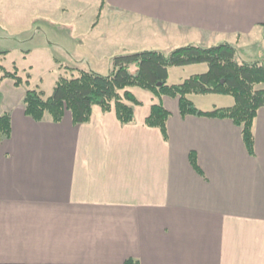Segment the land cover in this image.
Segmentation results:
<instances>
[{"label": "crops", "instance_id": "1", "mask_svg": "<svg viewBox=\"0 0 264 264\" xmlns=\"http://www.w3.org/2000/svg\"><path fill=\"white\" fill-rule=\"evenodd\" d=\"M98 14L124 29V52L228 43L244 61L264 60V0H98ZM125 92L139 103L125 102L129 125L97 106L77 126L68 112L54 124L22 105L0 111L10 117L0 141V264H264V107L249 155L232 121L183 117L176 99ZM212 97L217 105L201 111L233 106ZM156 104L170 113L166 140L145 125Z\"/></svg>", "mask_w": 264, "mask_h": 264}, {"label": "trees", "instance_id": "2", "mask_svg": "<svg viewBox=\"0 0 264 264\" xmlns=\"http://www.w3.org/2000/svg\"><path fill=\"white\" fill-rule=\"evenodd\" d=\"M6 53L0 52L1 55ZM237 49L221 43L210 48L186 45L164 53L145 50L123 53L110 59L108 74L92 71H77L70 79L59 77L49 98H44L36 90H27L22 99L24 114L35 122L44 121L49 116L52 123L59 124L66 112L71 114L73 125L87 124L91 118L92 107L97 106L104 113L113 112L121 125L134 121L133 109L125 102L139 105L127 92L123 98L120 92L128 88L148 91L156 98L168 97L178 101L181 116H197L212 119H228L241 131L244 146L253 155L252 124L257 111L264 107V92L257 86L264 84V64L240 63ZM206 65L202 74L190 76L178 85L168 86V70L194 65ZM29 77V76H28ZM9 79L19 88L28 84L17 75L16 69L7 72L0 67V82ZM188 95L230 96L234 105L230 108L203 112L196 109L187 99ZM170 113L161 105L151 107L145 120L149 128L160 130L167 139L166 121ZM10 135V117L0 116V141ZM190 164L197 171L195 157L190 155ZM125 264H137L127 260Z\"/></svg>", "mask_w": 264, "mask_h": 264}, {"label": "rangeland", "instance_id": "3", "mask_svg": "<svg viewBox=\"0 0 264 264\" xmlns=\"http://www.w3.org/2000/svg\"><path fill=\"white\" fill-rule=\"evenodd\" d=\"M108 16L100 18L98 0H73L67 4L46 1L37 6L30 0L0 2V52L6 53L0 56V67L7 72L16 69L23 82L28 80L27 85L19 88L9 79L1 84L0 99L4 98L5 102L0 111L21 107L29 89L49 98L59 77L70 79L80 70L108 74L110 59L128 53L121 50L118 42L125 37L124 29H117ZM240 56L238 52L240 63L264 64V60L247 62ZM197 66L170 68L167 85H178L192 75L201 74L206 67ZM212 98V95L187 96L200 111L212 109L211 103L216 104ZM220 98H226L222 99L224 105L227 100L234 105L232 97Z\"/></svg>", "mask_w": 264, "mask_h": 264}]
</instances>
